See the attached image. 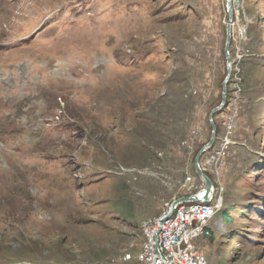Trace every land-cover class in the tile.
Returning <instances> with one entry per match:
<instances>
[{"label":"rangeland","instance_id":"374dc122","mask_svg":"<svg viewBox=\"0 0 264 264\" xmlns=\"http://www.w3.org/2000/svg\"><path fill=\"white\" fill-rule=\"evenodd\" d=\"M231 12L198 160L221 209L192 244L264 264V0ZM226 22L225 0H0V264H139L140 224L200 185Z\"/></svg>","mask_w":264,"mask_h":264},{"label":"built area","instance_id":"2783aa9c","mask_svg":"<svg viewBox=\"0 0 264 264\" xmlns=\"http://www.w3.org/2000/svg\"><path fill=\"white\" fill-rule=\"evenodd\" d=\"M232 127L233 125H230L228 131ZM228 131L227 134L230 135L231 132ZM217 139L214 140L213 145L216 144ZM186 143L183 145H186ZM206 166L209 170L213 168L212 173L220 178V171L224 166V151H222V146H219V154H212L210 156L208 165ZM201 170L205 171L203 168ZM198 182L200 185H195L194 179L185 176L182 187L185 192L180 197L199 194L204 186L199 180ZM198 196L202 198L201 195ZM179 204H182V202L176 205ZM210 222V210L197 209L189 213L174 215L173 209L168 218H161L156 222L155 227L158 228L157 241L147 243L149 262H141L138 253L139 264H167V259H162L161 256H154V248H169V254H174V264H206L205 260L198 253V248L193 246L192 242L203 238L198 237V230L201 225H210ZM140 225L143 231H148L150 228L146 227V220Z\"/></svg>","mask_w":264,"mask_h":264},{"label":"bare ground","instance_id":"6f19581e","mask_svg":"<svg viewBox=\"0 0 264 264\" xmlns=\"http://www.w3.org/2000/svg\"><path fill=\"white\" fill-rule=\"evenodd\" d=\"M220 201H221L220 198L216 197L215 190L213 189V193L208 202L206 203L182 202V204L175 205L174 215L189 213L192 210H197V209H206V210H210V220L212 221V219L215 218V216L219 213L221 209ZM169 207L160 216L146 220V227H150L148 231H143L141 229L142 239L139 244V258L141 259V262H149V250L147 247V243H154L157 241L158 228L155 227L156 222L159 221L161 218H168ZM208 226L209 225L200 226L198 230V237H204L208 234V229H207ZM154 256H161L162 259H167V264H174V254H169V248H154ZM139 258L137 254L136 260L138 263H139ZM132 259H133L132 255L128 253L124 255L123 261L128 262V261H132Z\"/></svg>","mask_w":264,"mask_h":264},{"label":"water","instance_id":"95a60500","mask_svg":"<svg viewBox=\"0 0 264 264\" xmlns=\"http://www.w3.org/2000/svg\"><path fill=\"white\" fill-rule=\"evenodd\" d=\"M226 4V14H227V22L225 25V43H224V57L226 62V77L221 85V95H220V103L217 107L212 109L208 115V121L211 127V134L209 137V140L201 147V149L197 152L194 161H193V168L195 171L196 176L198 177L199 181L202 183L204 188L199 192V194H195L192 196L187 197H181L178 198L170 204L168 215H170L175 207L176 204L180 202H192V203H206L210 200V197L213 193V185L210 181V179L204 174V172L201 170L198 164V160L201 157V155L207 151L214 143L215 140V126L212 123V116L214 113L220 111L225 102H226V86L228 83V80L230 78V72H231V60L228 52V47L230 45L231 41V29H230V23L232 20V12H231V0H225ZM198 195H201L202 198L200 199Z\"/></svg>","mask_w":264,"mask_h":264},{"label":"trees","instance_id":"16d2710c","mask_svg":"<svg viewBox=\"0 0 264 264\" xmlns=\"http://www.w3.org/2000/svg\"><path fill=\"white\" fill-rule=\"evenodd\" d=\"M256 13L258 14L257 11H256ZM224 43H225V39H224ZM228 52H229V50H228ZM223 57H224V50H223ZM224 58H225V57H224ZM228 83H229V82H228ZM227 85H228V84H227ZM227 89H228V88H227V86H226V95H227V93H228ZM225 103H227V101H226ZM225 105H226V104H224L223 108L226 107ZM221 110H222V109H221ZM218 112H219V111H218ZM218 133H219V131H218V132L216 131L215 139L218 138V136H219ZM256 164H259V162L256 163ZM259 177H260V175H259ZM180 196H181V195H180ZM246 200H247V198H246ZM257 208H258V206H257ZM244 210H245V212H246V208H245V207H241L239 211H244ZM222 220L224 221V223H228V224H229V222H230V219L228 218V216L226 215V213L223 214V216H222Z\"/></svg>","mask_w":264,"mask_h":264}]
</instances>
